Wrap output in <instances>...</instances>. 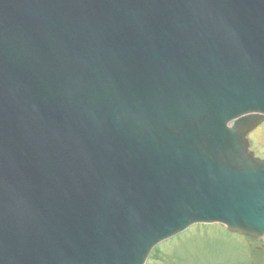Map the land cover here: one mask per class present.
I'll use <instances>...</instances> for the list:
<instances>
[{
  "label": "water",
  "instance_id": "obj_1",
  "mask_svg": "<svg viewBox=\"0 0 264 264\" xmlns=\"http://www.w3.org/2000/svg\"><path fill=\"white\" fill-rule=\"evenodd\" d=\"M87 1L0 3V18H11L0 38V105L17 117H0V264H143L195 222L264 239V161L245 139L259 118L242 117L264 112V34L237 29L264 27V0H96L94 21L115 2L121 9L103 29L87 21ZM161 11H179L197 43L223 41V51L207 43L202 62L181 71L133 65L126 37ZM111 123L119 144H93ZM133 128L149 144L105 164L133 147ZM71 189L75 202L64 195ZM57 200L72 210H54ZM66 219L75 231L67 243Z\"/></svg>",
  "mask_w": 264,
  "mask_h": 264
},
{
  "label": "rangeland",
  "instance_id": "obj_2",
  "mask_svg": "<svg viewBox=\"0 0 264 264\" xmlns=\"http://www.w3.org/2000/svg\"><path fill=\"white\" fill-rule=\"evenodd\" d=\"M256 132L251 134L252 147L264 155V126ZM156 249L146 264H264V241L250 240L219 224L194 225Z\"/></svg>",
  "mask_w": 264,
  "mask_h": 264
}]
</instances>
